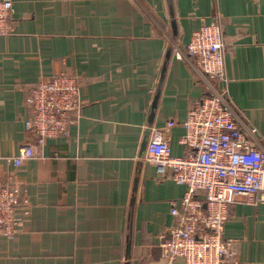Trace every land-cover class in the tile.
<instances>
[{
	"label": "crops",
	"instance_id": "0c3cea01",
	"mask_svg": "<svg viewBox=\"0 0 264 264\" xmlns=\"http://www.w3.org/2000/svg\"><path fill=\"white\" fill-rule=\"evenodd\" d=\"M13 18L0 35V176L26 192L30 213L19 208L17 236L0 237V264H163L186 187L160 179L143 144L169 133L173 153L188 151L182 123L209 91L183 53L219 18L229 98L264 150V0H14ZM63 70L80 75V115L69 137L16 166L36 142L26 97ZM229 213L241 264H264V202L237 196Z\"/></svg>",
	"mask_w": 264,
	"mask_h": 264
},
{
	"label": "built area",
	"instance_id": "2783aa9c",
	"mask_svg": "<svg viewBox=\"0 0 264 264\" xmlns=\"http://www.w3.org/2000/svg\"><path fill=\"white\" fill-rule=\"evenodd\" d=\"M14 0H0V35L14 31ZM227 43L222 21L214 18L193 31L183 54L208 83L209 93L192 102L182 125V155L173 153L169 133L147 141L143 160L156 165L160 179L171 178L186 187L174 201V223L160 242L163 264H241L235 240L226 238L229 204L237 196L264 202V150L257 129L241 122L229 98ZM181 55V53H178ZM27 129L36 142L25 144L13 162L20 166L36 155V145L69 137L80 115V75L63 70L32 87L26 97ZM168 127L177 125L175 119ZM30 199L12 180L0 176V237L14 239Z\"/></svg>",
	"mask_w": 264,
	"mask_h": 264
},
{
	"label": "water",
	"instance_id": "95a60500",
	"mask_svg": "<svg viewBox=\"0 0 264 264\" xmlns=\"http://www.w3.org/2000/svg\"><path fill=\"white\" fill-rule=\"evenodd\" d=\"M154 107H156V102H155V104H154ZM153 116V115H152ZM146 143H147V140H145V142H144V144H143V149L145 150V147H146Z\"/></svg>",
	"mask_w": 264,
	"mask_h": 264
}]
</instances>
